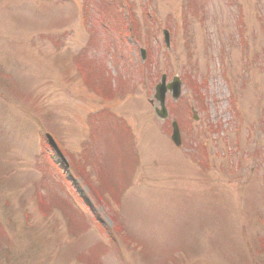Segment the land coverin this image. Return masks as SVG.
I'll return each mask as SVG.
<instances>
[{"label": "rangeland", "instance_id": "obj_1", "mask_svg": "<svg viewBox=\"0 0 264 264\" xmlns=\"http://www.w3.org/2000/svg\"><path fill=\"white\" fill-rule=\"evenodd\" d=\"M128 1L0 0V264H264V0Z\"/></svg>", "mask_w": 264, "mask_h": 264}, {"label": "water", "instance_id": "obj_2", "mask_svg": "<svg viewBox=\"0 0 264 264\" xmlns=\"http://www.w3.org/2000/svg\"><path fill=\"white\" fill-rule=\"evenodd\" d=\"M164 82H165V79L164 77H162L161 83H159L155 88V95H154V98L159 102V105H160V110L155 108V113L157 116H160L161 118H165L167 115L165 108H164V97H165L167 88L169 89L173 88L172 97L174 99H176L179 96V92H180L179 90L180 84L177 79H174V82L167 86L165 85ZM172 127H173V131H172L171 139L176 145H179L180 144L179 132H178L175 122L172 123ZM48 139H49L50 145L53 148H56L53 141L49 137Z\"/></svg>", "mask_w": 264, "mask_h": 264}, {"label": "bare ground", "instance_id": "obj_3", "mask_svg": "<svg viewBox=\"0 0 264 264\" xmlns=\"http://www.w3.org/2000/svg\"><path fill=\"white\" fill-rule=\"evenodd\" d=\"M144 197H146L145 195H143ZM147 198V197H146Z\"/></svg>", "mask_w": 264, "mask_h": 264}]
</instances>
